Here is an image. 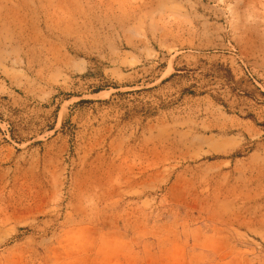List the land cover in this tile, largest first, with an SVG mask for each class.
<instances>
[{"label":"rangeland","instance_id":"1","mask_svg":"<svg viewBox=\"0 0 264 264\" xmlns=\"http://www.w3.org/2000/svg\"><path fill=\"white\" fill-rule=\"evenodd\" d=\"M0 264H264V0H0Z\"/></svg>","mask_w":264,"mask_h":264},{"label":"trees","instance_id":"2","mask_svg":"<svg viewBox=\"0 0 264 264\" xmlns=\"http://www.w3.org/2000/svg\"><path fill=\"white\" fill-rule=\"evenodd\" d=\"M176 74H172L171 76H169L168 78L164 79L162 82H161V85H164L166 84L168 81H170ZM228 81H231V80H228ZM233 81V80H232ZM158 86H155V87H151V88H146V89H143V90H138V92H141V91H149V90H153L155 88H157ZM197 87L198 85L197 84H193L191 85L190 87L188 88H185L183 90V93L184 94H189V95H197L198 93L199 94H203V92H197ZM102 90V88H98L96 90H94V93H97V92H100ZM126 92H117V93H114L112 95V98L113 96H123ZM98 102L100 103H109L111 101V98L110 99H107V100H97ZM87 102H94V100H81L79 103H87Z\"/></svg>","mask_w":264,"mask_h":264}]
</instances>
